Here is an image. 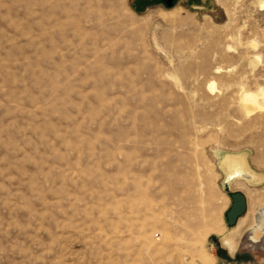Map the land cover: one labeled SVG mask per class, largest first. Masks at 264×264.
I'll return each mask as SVG.
<instances>
[{
    "label": "rangeland",
    "instance_id": "374dc122",
    "mask_svg": "<svg viewBox=\"0 0 264 264\" xmlns=\"http://www.w3.org/2000/svg\"><path fill=\"white\" fill-rule=\"evenodd\" d=\"M262 2L0 0V264H264Z\"/></svg>",
    "mask_w": 264,
    "mask_h": 264
},
{
    "label": "bare ground",
    "instance_id": "6f19581e",
    "mask_svg": "<svg viewBox=\"0 0 264 264\" xmlns=\"http://www.w3.org/2000/svg\"><path fill=\"white\" fill-rule=\"evenodd\" d=\"M189 5L192 8H198L199 6H201L199 3L196 4L194 2H190ZM260 9L264 10V2H262L260 4ZM208 89L210 91H212L214 89V85L209 84ZM257 96L258 95L254 94V93H249V92H245V91L240 92V94H239V105H240V108L243 111V114L245 116L251 115L252 113L259 111V110H264V107L260 106L257 103ZM260 96L262 97V99L264 101V92H262L260 94ZM220 160L221 161H220L219 165H220L221 171H222V173L225 174V176H227V180L229 182L231 192L233 191L232 188L233 189L234 188L250 189L249 188L250 185H254V184L256 185L260 180H264L263 175L257 174L250 169V167L247 163L246 154H244V153L236 152V153H232V154H226L223 157H221ZM236 193H240L244 196V200L246 201V205H247V200H248L249 194L246 193V195H245L242 192V190H236ZM241 216L238 217V220L236 221V224L234 226L228 227L229 229H231L237 225L236 229L233 228V230H232V232H234V233L236 231H239V232L242 231L243 226L247 222V220L244 218L240 219ZM263 216H264V214H263ZM259 231H261V230H259ZM258 233L254 232V234L252 236L256 242H257V238L259 236ZM234 236H235V234H232V236H230V237L225 236L222 239L223 246L226 249H228L230 253L234 252L235 247H236V243H235L236 240H235Z\"/></svg>",
    "mask_w": 264,
    "mask_h": 264
},
{
    "label": "water",
    "instance_id": "95a60500",
    "mask_svg": "<svg viewBox=\"0 0 264 264\" xmlns=\"http://www.w3.org/2000/svg\"><path fill=\"white\" fill-rule=\"evenodd\" d=\"M174 0H162L167 8H171ZM246 209V202L244 196L240 193L231 195V206L226 212V224L232 227L236 224L238 217L241 216Z\"/></svg>",
    "mask_w": 264,
    "mask_h": 264
}]
</instances>
